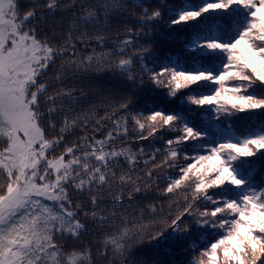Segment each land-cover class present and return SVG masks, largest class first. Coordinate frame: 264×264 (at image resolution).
I'll return each instance as SVG.
<instances>
[{
	"label": "snow or ice",
	"instance_id": "obj_1",
	"mask_svg": "<svg viewBox=\"0 0 264 264\" xmlns=\"http://www.w3.org/2000/svg\"><path fill=\"white\" fill-rule=\"evenodd\" d=\"M261 160L264 0H0V264H264Z\"/></svg>",
	"mask_w": 264,
	"mask_h": 264
},
{
	"label": "trees",
	"instance_id": "obj_2",
	"mask_svg": "<svg viewBox=\"0 0 264 264\" xmlns=\"http://www.w3.org/2000/svg\"><path fill=\"white\" fill-rule=\"evenodd\" d=\"M181 2V0H173V3L175 4H179ZM66 28V25H65ZM187 27L184 28V31H187ZM112 39H110L107 44H106V48H110L113 45V41L116 39V34L112 33ZM79 48H81L83 51H85V53H89L91 52V48L88 49H84L83 45H78ZM92 47H96L95 43L92 44ZM162 51L164 53H168L171 56H179L184 60H192L193 57L195 56V53L192 51H188L186 50L184 47H182V45L180 43H162ZM99 51V49H98ZM95 77V83L96 86L98 87H102L104 89H113L118 87V82L115 81L112 76L110 74H105V73H101V74H93ZM73 82L75 83H84L86 84L88 81L85 79L83 81H81V79L79 77H75L73 78ZM166 90H160V89H156L154 87H146L145 89L141 90V96H140V102L141 104L143 103H147L149 105H157L160 107H166L167 106V102L164 99V92ZM171 107H175L177 108V110H179L180 108L184 107V105H181L179 102H172ZM193 109H196L198 111H201L197 108V106L192 105L191 106ZM223 127H226L225 125H222ZM234 131H236L237 135H241V123L237 122L236 123V127L234 128ZM157 146H160L159 143H157ZM257 173H258V181L259 180H264V160L258 161L257 162ZM157 203H164V201H157ZM167 210V204L165 203V211ZM143 223L148 224L149 221L148 219H145L143 221ZM87 239H92L93 242H95V236L94 235H90ZM208 239V237H205V240ZM198 244L199 243H203V240H200L199 238H197L196 241ZM192 257V253L191 251H188L186 253L184 252H175V253H169V258L173 261H176V264H188V260Z\"/></svg>",
	"mask_w": 264,
	"mask_h": 264
}]
</instances>
